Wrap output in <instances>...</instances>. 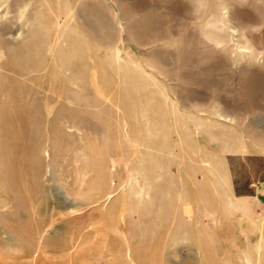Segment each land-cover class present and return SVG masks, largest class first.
Wrapping results in <instances>:
<instances>
[{"label": "rangeland", "instance_id": "rangeland-1", "mask_svg": "<svg viewBox=\"0 0 264 264\" xmlns=\"http://www.w3.org/2000/svg\"><path fill=\"white\" fill-rule=\"evenodd\" d=\"M0 264H264V0H0Z\"/></svg>", "mask_w": 264, "mask_h": 264}, {"label": "clouds", "instance_id": "clouds-1", "mask_svg": "<svg viewBox=\"0 0 264 264\" xmlns=\"http://www.w3.org/2000/svg\"><path fill=\"white\" fill-rule=\"evenodd\" d=\"M21 19H23V16H21Z\"/></svg>", "mask_w": 264, "mask_h": 264}]
</instances>
